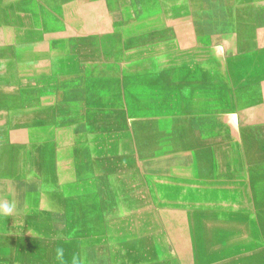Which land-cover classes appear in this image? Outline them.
I'll use <instances>...</instances> for the list:
<instances>
[{
    "label": "crops",
    "instance_id": "0c3cea01",
    "mask_svg": "<svg viewBox=\"0 0 264 264\" xmlns=\"http://www.w3.org/2000/svg\"><path fill=\"white\" fill-rule=\"evenodd\" d=\"M9 203L0 264H264V0H0Z\"/></svg>",
    "mask_w": 264,
    "mask_h": 264
},
{
    "label": "clouds",
    "instance_id": "9594fccd",
    "mask_svg": "<svg viewBox=\"0 0 264 264\" xmlns=\"http://www.w3.org/2000/svg\"><path fill=\"white\" fill-rule=\"evenodd\" d=\"M13 209H14V205L9 203V204L4 205L2 208H0V211H2L3 214H5V215H10L12 213ZM57 254L62 256L63 255V249H58Z\"/></svg>",
    "mask_w": 264,
    "mask_h": 264
}]
</instances>
